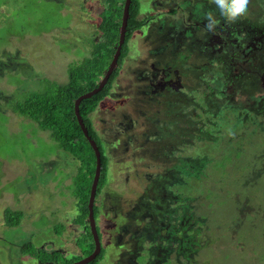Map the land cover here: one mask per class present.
<instances>
[{
    "label": "rangeland",
    "instance_id": "rangeland-1",
    "mask_svg": "<svg viewBox=\"0 0 264 264\" xmlns=\"http://www.w3.org/2000/svg\"><path fill=\"white\" fill-rule=\"evenodd\" d=\"M103 6V0H0V264H39L20 254L27 243L65 255L80 233V228L71 226L76 214L71 178L78 163L58 149L48 132L14 116L10 107L39 90L41 79L67 81L68 64L87 57L97 40V16ZM148 17L151 20L128 42V58L110 95L90 118L108 156L107 184L97 198L101 216L96 226L104 247L100 264H144L146 259V264H165L164 246L172 247L170 264H233L222 260L221 253L229 250L246 253L241 264H264L260 246L247 245L257 237L250 232L264 229L256 225L264 202V161L257 158L248 170L249 178L234 183L238 196L234 203L227 199L225 211L227 218L236 214L229 228L221 234L224 223L217 226L221 219L208 220L205 228L210 231L203 229L201 241L191 245L194 252L186 257L176 253L179 240L165 238L161 228L173 237L181 236L174 232L175 225L180 218L198 216L199 203L206 201L190 195L178 209L169 199L164 201L161 176L166 170L160 167L166 155L185 159L210 152L203 146L193 153L205 137L183 135L184 119L199 130L202 121L203 128L217 115L220 120L214 126L224 141L264 135L260 124L264 119L258 118L264 110L256 111L254 104L264 101V96L260 99L264 95V0H248L245 13L233 20L216 17L208 0H140L138 18ZM203 109L210 119H192L195 111ZM251 144L247 153L253 150ZM176 163H171L173 168ZM208 168L202 166L201 174ZM210 179L213 182V173ZM216 180L236 181L232 172ZM144 186L152 189L144 194L149 189ZM151 193L160 204L152 210L155 201L147 196ZM250 202H259L258 215L245 227L244 217L254 207ZM5 209L22 211L19 226H4ZM152 211L164 214L157 213L159 227ZM186 221L193 225L192 220ZM216 233L220 234L213 237ZM138 240L141 245L135 251L132 243ZM144 243L151 252L148 258L147 249L137 256Z\"/></svg>",
    "mask_w": 264,
    "mask_h": 264
},
{
    "label": "trees",
    "instance_id": "trees-1",
    "mask_svg": "<svg viewBox=\"0 0 264 264\" xmlns=\"http://www.w3.org/2000/svg\"><path fill=\"white\" fill-rule=\"evenodd\" d=\"M123 4L124 0H103V9L97 16V40L92 42L93 44L90 46L91 50L87 57L82 58L81 61L68 64V68L66 69L67 81L64 84H57L54 81L41 79L39 82V90L29 93L22 101H19L10 107L14 116L16 115L18 117L26 118L30 122L34 123L39 130L48 132L50 139L57 144L58 149L78 163V169L75 175L71 178V184L73 187L71 195L76 200V214L71 221V226H77L80 228V233L72 245L73 252L70 251L67 254L65 253V255L59 251L46 252L43 249L33 246L31 243L24 244L20 247V254L31 257L39 264H74L84 257L90 255L94 250V242L88 223V198L94 175L93 171H95L96 160L94 152L89 142L84 137L77 122L74 112V103L80 96L87 94L97 88L99 82L102 79L101 76L106 73L108 66L112 61L116 51L115 48L117 47L119 41ZM170 12L172 11L170 10ZM139 13L140 0H131L128 9L129 15L124 42L122 47H120L121 51L117 60V65L109 76L107 84L104 86V88L90 99L82 101L79 105V116L88 131V135L95 142L100 154L101 171H99L100 176L96 187L93 206V217L95 224L96 219L101 216V208L97 202V198L100 197L102 190L107 184L106 171L108 156L104 153V148L95 135L90 118L91 115L96 111L98 105L110 95V92L112 91V85L120 76V72H122L125 61L129 55L127 50L128 42L136 32H138L149 20H151L150 17H148L147 20L138 18ZM259 39L261 38L259 37ZM263 96L264 95H260V99H262ZM254 104L257 105V107H255L256 111L264 110V101H258ZM233 106V108H235V105ZM200 107L203 108L201 105ZM200 107L199 109H201ZM206 114H208L207 110H197L192 115V119L193 117H196V120L200 121L203 119H210ZM214 117L215 119H213L211 122L212 124L210 125L207 123V126L205 125L203 128L202 123L205 121H202L200 125L201 127L198 128L199 130H195L191 127V124L193 125L194 123L191 122L189 118L188 120L184 119L185 126L183 130H185V132H181L186 136L192 133H197V138L204 136L205 141L202 142V146H195V152L193 153L199 151L198 149L203 146H206L207 150L210 151L209 153L203 154L202 157L197 155L195 158L193 157L185 159H180L178 156L177 158L166 155L163 156L165 158V163L160 165V167H162V172L166 170V174L161 176L164 177L161 183V185H163L161 188V196L164 201H166L164 198L169 199L172 203V206L177 209L181 207L182 199L185 200L190 195L194 198L202 197L203 201H206V203H199L197 207L198 216H195L194 214L192 216H187L185 219L180 218V224L175 225L173 229L175 233L177 232L181 235V239H179V250L184 257L194 252V248L191 247V245L199 244V241H201V236L203 232H205L203 229L207 230V232L210 231L205 228L208 220L212 219L213 217L215 219H221V221L217 223V226H221L224 223V225L221 227V234L224 233L223 230L226 231L229 228V224L233 223L234 219L236 218L235 213L234 215L229 213L231 216L230 218H227L228 213L225 212L227 211V199H233L234 203V199L238 196V192L234 183H237V181L239 182L240 180H244L245 177H248V170L251 169L252 165L256 164L255 161L257 158L260 159V161H264V135L260 136L256 134L258 135L254 136L256 138L240 137L239 142L224 141V139H220V130L214 126L217 121L219 122L220 117H217V115ZM224 118H227V115H224ZM258 118L260 120L264 119V113L260 112ZM252 123L254 124V122ZM260 124L262 125V130L264 131V120L261 121ZM182 126L183 125L180 127L181 129ZM201 128L204 129V132L200 135L199 131ZM174 138L176 137L174 136ZM252 140L256 142L254 145L253 143L251 144ZM168 141L177 143V140L172 138H168ZM250 144L253 146L250 147L253 150L251 153H247L245 149L249 147ZM210 146H212V149ZM170 159L175 160L171 161ZM172 162H177V166L175 168H173L171 164ZM204 165L209 166V168L207 169L206 174H201L200 168ZM230 172L234 173L236 179L235 182L226 184L224 181L220 182L216 180L217 178L221 179L223 176L226 177ZM211 173H213V182H211L210 179ZM171 180H173L172 183ZM155 181L156 180L154 179L152 183ZM175 182H178V186L176 185L177 187L172 186V184ZM146 188L149 189L146 191L144 190V194L152 189V186ZM147 196L153 201L158 198L157 195L153 196L152 193L150 195L147 194ZM194 202H192L193 206L195 205ZM163 204V207H166L165 213H168V203L165 202ZM250 204L254 207H252V213L250 216L246 215L244 217L245 227H247L249 222L253 220L252 216L255 214L258 215L257 211H255V208H257L259 202H250ZM159 205H157L156 201L152 202L150 209H153L152 206L160 207ZM188 207L189 209L192 208L191 205ZM234 208L236 209L237 207L234 206ZM261 208L260 214H262V216H259L257 219L259 220L258 224H256L257 228L264 227V202ZM157 213L158 212L156 211H152L151 213L153 214V222L156 226L161 225V223L158 224L157 221L158 214L160 213ZM136 215L138 216V214ZM162 215L161 217H163ZM22 217V211L5 209L3 211V224L5 227H17L19 226L20 219ZM186 220H192L193 225L191 223L188 224ZM162 221L163 220L159 222ZM176 226L179 227L176 229ZM155 229L158 228L156 227ZM161 229L164 232V228L162 227ZM241 230L243 232L244 228ZM55 232L59 234L60 230L56 228ZM96 232L100 242V252L96 258L88 264H100L104 258V247L102 245V238L99 234L97 226ZM242 232H239L238 238H240L241 234L243 233H246V235L249 234V231ZM220 233L214 234L213 237L219 235ZM250 234L256 235L257 237L253 238L252 241H248L247 245L258 244V246H260L258 251H261L259 258L264 259V229L260 230L259 233L250 232ZM139 243L141 245L140 240L132 243L134 244L132 249L137 251ZM145 246L146 244L144 243V248H141L137 256L142 257L141 252L145 249ZM255 251H257V249H255ZM232 253L233 252L231 250H229L227 253L225 251L223 255L221 253V256L223 257L222 260L228 259L232 260L233 264H241V262L244 260L242 257H246V253H243V251H237L235 254ZM166 264H170V262Z\"/></svg>",
    "mask_w": 264,
    "mask_h": 264
},
{
    "label": "water",
    "instance_id": "water-1",
    "mask_svg": "<svg viewBox=\"0 0 264 264\" xmlns=\"http://www.w3.org/2000/svg\"><path fill=\"white\" fill-rule=\"evenodd\" d=\"M130 3H131V0H124L121 26H120V32H119V41H118L117 47L115 48L116 49L115 54L112 58L110 65L108 66L106 73L104 74L103 78L99 82L96 89L92 90L91 92H89L87 94L80 96L78 99H76V101L74 103V112L76 115L77 122L79 124V127H80L84 137L89 142V144H90V146L94 152L95 160H96L95 171H93L94 175H93V180H92L91 189H90L89 198H88V223H89V229H90V232H91V235L93 238V242H94V250L90 255L84 257L83 259H81L80 261H78L74 264H88V263L92 262L100 252V242H99V238H98V235L96 232V224H95V220L93 217V206H94L96 187H97L99 176H100L99 171H101L100 154H99V151H98V148H97L95 142L88 135V131L85 128V126H84V124H83V122L79 116V105L82 101L90 99L91 97H93L94 95L99 93L104 88V86L107 84L109 76L111 75V73L115 69V67L117 65V60H118V57H119L120 51H121L120 47H122V44L124 42L127 20H128V15H129L128 9H129Z\"/></svg>",
    "mask_w": 264,
    "mask_h": 264
},
{
    "label": "clouds",
    "instance_id": "clouds-1",
    "mask_svg": "<svg viewBox=\"0 0 264 264\" xmlns=\"http://www.w3.org/2000/svg\"><path fill=\"white\" fill-rule=\"evenodd\" d=\"M247 2L248 0H208V5L219 19L233 20L245 13ZM204 30H208L207 25Z\"/></svg>",
    "mask_w": 264,
    "mask_h": 264
},
{
    "label": "flooded vegetation",
    "instance_id": "flooded-vegetation-1",
    "mask_svg": "<svg viewBox=\"0 0 264 264\" xmlns=\"http://www.w3.org/2000/svg\"><path fill=\"white\" fill-rule=\"evenodd\" d=\"M177 228H178V226L176 227V229H177ZM164 232H165V234H166V235H165V238H172V239H174V242H175L176 240L181 239V236H174V237H173L172 234L169 233L167 230L164 231ZM176 233H177V232H176ZM176 244H177V243H176ZM172 245H173V244H172ZM172 245H171V246H172ZM171 248H172V247H166V246H164V254H166V258L163 259V260H164L165 264H166V263H169V262L171 263L172 258L174 257V255H172V258H170V254H171V253H169V251L171 252V250H170ZM146 249H147V248H146ZM179 249H180V246H179V247H176L175 250H176V253L179 252V255H181L182 253L180 252ZM148 250H149V248L147 249V252H146V255H147L146 257H147V258H148L149 255H150L149 253H151V252L148 251ZM152 252H153V251H152ZM168 253H169V254H168ZM176 253H175V254H176ZM180 253H181V254H180ZM167 254H168L169 256H168ZM151 257H152V256H151ZM147 262H148V260L146 259V261L144 262V264H146Z\"/></svg>",
    "mask_w": 264,
    "mask_h": 264
}]
</instances>
